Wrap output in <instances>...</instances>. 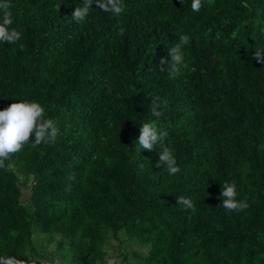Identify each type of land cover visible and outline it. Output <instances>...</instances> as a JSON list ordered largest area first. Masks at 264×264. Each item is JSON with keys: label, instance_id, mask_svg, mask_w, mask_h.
<instances>
[{"label": "trees", "instance_id": "obj_1", "mask_svg": "<svg viewBox=\"0 0 264 264\" xmlns=\"http://www.w3.org/2000/svg\"><path fill=\"white\" fill-rule=\"evenodd\" d=\"M10 2L21 39L0 44V110L37 101L59 135L0 169V256L264 264V64L251 58L264 49V0H203L199 12L191 0H123L118 17L93 3L82 24L70 16L83 0ZM180 34L186 67L173 79L160 60ZM153 96L167 101L160 118ZM145 122L168 132L177 174L157 166L159 145L139 151ZM223 181L246 210L220 206Z\"/></svg>", "mask_w": 264, "mask_h": 264}, {"label": "clouds", "instance_id": "obj_2", "mask_svg": "<svg viewBox=\"0 0 264 264\" xmlns=\"http://www.w3.org/2000/svg\"><path fill=\"white\" fill-rule=\"evenodd\" d=\"M96 4L102 12L111 13L113 16H120L124 11L123 0H83V3L77 6L71 13L70 19L76 24H82L89 15L91 6ZM183 3V0H182ZM12 5L10 0H0V44L7 42L15 44L21 39V33L10 27L13 23ZM191 9L193 12H199L203 7V0H191ZM60 6L58 7V11ZM121 35L124 29L120 28ZM189 44V36L180 34L178 43L171 46L168 50L167 58L160 60L161 71L167 64V73L170 78H178L186 67L183 46ZM23 48V45H21ZM253 60L259 64H264V49H254L252 53ZM167 107V101L159 96L151 97L149 104V113L160 118L163 115V109ZM140 134L136 144L139 145V151L142 149L151 151L154 146L159 145V159L157 166L164 165L169 175H175L180 171L173 150L165 143L168 136L166 130H159L154 122H145L140 127ZM34 134V139L32 136ZM59 135V129L51 118L45 117L44 107L37 101L19 100L11 103L7 108L0 110V169L7 167L6 161H9L12 155L21 152L25 145L30 144L36 148L42 144L53 143ZM69 182L75 180V176L68 177ZM220 196L222 204L220 205L228 212H241L248 208V203L243 200H237V190L234 183L223 181ZM72 184L68 183L66 191L71 192ZM177 203L185 210L195 211V205L191 198L178 196ZM0 264H27L25 260L17 256H0ZM35 264V262H33ZM40 264H47V261H41Z\"/></svg>", "mask_w": 264, "mask_h": 264}, {"label": "water", "instance_id": "obj_3", "mask_svg": "<svg viewBox=\"0 0 264 264\" xmlns=\"http://www.w3.org/2000/svg\"><path fill=\"white\" fill-rule=\"evenodd\" d=\"M20 189H21V200L22 201H27L32 197V187H26L24 185H20Z\"/></svg>", "mask_w": 264, "mask_h": 264}, {"label": "rangeland", "instance_id": "obj_4", "mask_svg": "<svg viewBox=\"0 0 264 264\" xmlns=\"http://www.w3.org/2000/svg\"><path fill=\"white\" fill-rule=\"evenodd\" d=\"M42 248L44 249V244L42 243ZM67 254H68V252L67 251H65ZM67 258V257H66ZM65 264H69L68 262H67V260H66V262H65Z\"/></svg>", "mask_w": 264, "mask_h": 264}]
</instances>
